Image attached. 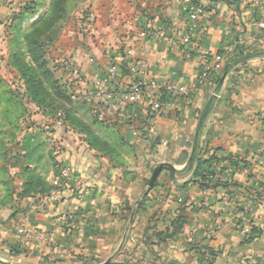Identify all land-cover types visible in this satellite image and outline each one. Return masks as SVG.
Here are the masks:
<instances>
[{"label": "crops", "instance_id": "1", "mask_svg": "<svg viewBox=\"0 0 264 264\" xmlns=\"http://www.w3.org/2000/svg\"><path fill=\"white\" fill-rule=\"evenodd\" d=\"M128 2L133 14L126 19L121 51L108 45L88 52L79 50L73 57L83 77L78 83L99 110L93 111L88 121L84 114L75 113L81 125L70 127L73 142L69 135L61 138L60 157L52 156L46 145L31 146V129L21 142V129L16 126L19 107L13 106V98L0 97V254L20 261V257L31 255L41 259V252L48 249H63L71 255L80 253L82 247L91 250L93 230L108 235L115 228L114 217L109 223L103 218L98 223L97 217L122 216L131 210L137 222L146 221L145 231L155 230L149 229L153 218L163 220L156 223L157 228L175 233L173 239H166L169 245L214 249L215 264H253L247 263L249 258L254 264H264V0H198L203 8L199 46L181 45V32L173 41L140 36L146 28L158 29L167 22L184 28L188 20L181 11L182 0ZM108 11L116 24L113 4ZM2 49L0 45L4 55ZM220 55L224 56L222 67L215 70L214 58ZM134 59L145 63V73L133 72ZM113 64L122 65V69L105 83L108 90L156 80L171 81L190 94H166L162 113L150 121L147 99L127 105L109 103L96 95L95 82L106 80ZM225 68L228 71L223 74ZM39 155L43 159L36 161ZM210 156L216 158L212 184L221 185L203 189L194 173L197 160ZM61 160L70 163L76 175L94 183L95 193L78 200L65 191L53 207L41 209L36 191L24 194L29 175L39 171V164L49 166L44 183L54 191ZM161 164L172 168L162 170L149 192L146 184ZM257 195L263 202L254 203L258 206L253 210L252 226L261 227L263 235L245 242L250 224L237 211L241 206L251 208L248 199ZM24 211L29 215L28 229L48 239L53 236L52 243L34 238L27 246L18 244L17 221ZM69 214L74 216L69 221L73 231L64 223ZM180 215L186 217L178 226ZM59 230L64 233L60 235ZM179 232L188 238H180ZM2 263L14 262L0 258Z\"/></svg>", "mask_w": 264, "mask_h": 264}, {"label": "rangeland", "instance_id": "2", "mask_svg": "<svg viewBox=\"0 0 264 264\" xmlns=\"http://www.w3.org/2000/svg\"><path fill=\"white\" fill-rule=\"evenodd\" d=\"M130 3L128 0H0V32L3 33L0 45L4 47L2 51H6L4 55L0 54V97L13 98V106L19 107L20 117L16 126L21 129V142L25 141L26 130L31 129L34 137L30 142L34 145L31 146L46 145L48 152L58 157L63 148L61 138L69 135L74 141V136L68 132L70 127L75 128L74 123L78 117L75 115V119L69 121L66 116L70 112L84 114V120L88 121L91 113L99 110L95 103L88 100L89 93L85 94L78 83L83 77L76 63L72 62L73 57L79 50L88 52L92 48H106L108 45L113 51H121L120 43L128 23L126 19H130L133 14L129 10ZM112 4L116 11L113 15L118 17L116 24L111 22V13L108 11ZM99 7L100 13L97 16L96 8ZM38 159L43 158L39 155L35 157L36 161ZM48 170L49 166L39 164V171L29 175L31 180L41 182L38 191L50 187L43 185ZM150 180L146 184L149 192L152 190L149 188ZM38 196L41 198V195ZM251 200L248 199L249 202ZM41 202L39 200V204ZM40 207L43 209L41 204ZM24 212L25 215L19 216L17 222L22 224L24 221L29 228V215L27 211ZM237 213H240V209ZM244 215L245 223L250 224L247 229L252 226L255 216L251 213ZM113 217L114 231H109L108 235H103L106 233L103 230L92 231L94 237L90 241L91 250L82 247L80 253L71 255L63 252V249L62 252L48 249L41 252V259L31 255L20 257V261H17L16 258L11 260L1 254L0 258L14 262L12 264H202L200 260H205V264H215L217 251L214 249L197 247V244L189 247L167 244L166 239H173L175 233L171 235L165 231L166 228H157L156 223H164L163 220L153 218L152 223L150 220L149 225L152 226L149 229L154 231H145L146 221L142 224L138 219L137 222V216L131 210L122 216L106 218L100 215L97 220L99 223L103 218L104 222L109 223ZM185 217H177L178 226ZM70 226L73 231V225ZM28 232L32 236H24V242L17 238L21 247L27 246L29 240L34 238L40 242H53V236L48 239L43 237V233L38 234L30 229ZM211 232L212 237L215 228ZM63 233V230H59L60 235ZM179 234H182L180 238H188L183 235L185 233ZM50 253L55 254L51 257ZM247 261L255 263L253 258Z\"/></svg>", "mask_w": 264, "mask_h": 264}, {"label": "built area", "instance_id": "3", "mask_svg": "<svg viewBox=\"0 0 264 264\" xmlns=\"http://www.w3.org/2000/svg\"><path fill=\"white\" fill-rule=\"evenodd\" d=\"M181 11L187 17L188 24L180 29L175 24L171 22L165 23L162 27L155 28H146L140 33L142 38L152 37L156 40H176L177 34L181 32V38L179 40L180 44L183 46L194 45L199 46L200 34L199 26L201 22V17L203 16V8L198 3V0H182ZM230 50L229 47L225 48V52ZM224 56H216L214 58L215 70L221 69ZM122 69V65L113 64L109 67L107 72V79L104 81H97L94 84L96 89L95 93L97 96L104 98L107 102H120L127 105L136 104L143 99L149 101L147 109V118L150 121L156 120L163 110V97L166 94H179L181 96H188L190 90L185 87L177 86L171 81L159 82L156 80H149L147 82L136 81L133 82L128 88L108 90L106 89L105 83L114 78ZM133 72L145 73V63L140 59H134L132 61ZM60 157L61 153L58 154ZM60 171L59 175L54 182L55 190L46 195H41L40 204L43 209H49L53 207L60 195L65 192H71L72 196L76 197L78 200H84L87 197H92L95 193V184L89 183L88 179L76 175V172L73 169V166L70 163H65L62 160L60 161ZM256 203V202H255ZM252 205L251 208H248L246 211L248 214L255 216L256 213L253 211L255 209L254 202H250ZM259 204V202H258ZM73 215L69 214L65 220V226H69V221L73 219ZM252 227L245 229V234H249ZM18 238L23 239V237L32 236L28 232V228L23 221L22 224L19 222L18 225ZM40 237V236H37ZM23 242L25 240H22Z\"/></svg>", "mask_w": 264, "mask_h": 264}, {"label": "trees", "instance_id": "4", "mask_svg": "<svg viewBox=\"0 0 264 264\" xmlns=\"http://www.w3.org/2000/svg\"><path fill=\"white\" fill-rule=\"evenodd\" d=\"M227 71H228L227 68L223 69V74L226 73ZM66 117L67 119L69 118L68 120L70 121L71 119H75L76 116L73 112H70L68 116ZM78 125H81V120L77 118L74 123V127ZM88 143L90 146H92V141L90 139L88 140ZM214 161H216V158L214 156H210L207 159L200 158L199 160H197V167H196L194 175H195V178L197 179L196 182L203 189H211V188H215L221 185L219 182L216 184H212V179L214 178V174H215V171L212 167V164ZM205 167H206V170H205ZM43 185H46V184L43 183ZM25 186H26V191L24 194L26 193L28 194L31 191H36L38 195H46V194H49L53 190V187H49L50 189L47 188V189L38 191L37 190L38 187L42 186L41 182L38 183L37 180H31V179L26 183ZM224 186L226 187L227 185L224 184ZM249 199H252L251 202H259V204H262L263 202V198L261 195H257L256 197L250 196ZM247 207H249V205ZM246 210L247 208H244V207L240 208V212H242L243 214H247ZM262 235H263V230L261 227L252 226L250 233L245 236L244 241L251 242V241H254L260 238Z\"/></svg>", "mask_w": 264, "mask_h": 264}, {"label": "water", "instance_id": "5", "mask_svg": "<svg viewBox=\"0 0 264 264\" xmlns=\"http://www.w3.org/2000/svg\"><path fill=\"white\" fill-rule=\"evenodd\" d=\"M164 168H172L171 165L169 164H161L159 165L158 167H156L153 171V174H152V177H151V180L149 182V188L152 189L158 179V176L160 175V173L162 172V170Z\"/></svg>", "mask_w": 264, "mask_h": 264}]
</instances>
